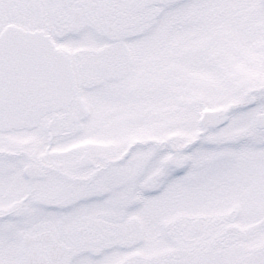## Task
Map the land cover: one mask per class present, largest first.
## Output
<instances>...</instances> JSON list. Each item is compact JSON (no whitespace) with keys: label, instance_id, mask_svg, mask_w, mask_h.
Instances as JSON below:
<instances>
[{"label":"snow or ice","instance_id":"1","mask_svg":"<svg viewBox=\"0 0 264 264\" xmlns=\"http://www.w3.org/2000/svg\"><path fill=\"white\" fill-rule=\"evenodd\" d=\"M0 264H264V0H0Z\"/></svg>","mask_w":264,"mask_h":264}]
</instances>
